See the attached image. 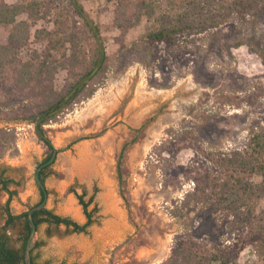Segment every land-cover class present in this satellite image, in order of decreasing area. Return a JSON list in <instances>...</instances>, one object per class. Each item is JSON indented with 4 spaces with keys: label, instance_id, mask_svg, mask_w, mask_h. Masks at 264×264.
I'll return each instance as SVG.
<instances>
[{
    "label": "rangeland",
    "instance_id": "1",
    "mask_svg": "<svg viewBox=\"0 0 264 264\" xmlns=\"http://www.w3.org/2000/svg\"><path fill=\"white\" fill-rule=\"evenodd\" d=\"M232 1L186 0L185 6L199 4L208 26L175 43H150L147 16L120 38L115 1L0 0V58L9 59L0 65V128L16 132L0 156V175L14 181V213L40 200L36 168L49 154L35 123L5 120L39 100L29 92L31 80H17L18 59L36 63L35 51L52 41L49 75L57 93L66 94L106 54L92 75L94 93L78 96L44 125L61 149L47 179L56 191L48 207L83 223L72 190L87 199L95 194L98 222L89 234L44 224L32 236V245L43 242L41 261L264 264V176H247L223 200L208 182L229 177L218 159L247 153L253 136L264 132V0L245 10L230 9ZM11 5L24 9L14 22L1 15ZM80 5L100 31L85 25ZM7 198L0 182V235L17 246L22 226L5 225Z\"/></svg>",
    "mask_w": 264,
    "mask_h": 264
},
{
    "label": "trees",
    "instance_id": "2",
    "mask_svg": "<svg viewBox=\"0 0 264 264\" xmlns=\"http://www.w3.org/2000/svg\"><path fill=\"white\" fill-rule=\"evenodd\" d=\"M111 1H115L116 3L115 26L120 30V38L122 40L126 39L131 29L142 22L144 16H147L151 20V25L145 35L150 43H158L165 40L175 43L177 37L181 34L204 30L208 26L207 21L210 18L208 15L198 12L200 8L196 2L192 3L194 6H185L183 2L186 0H179L180 5H172V3L171 8L163 7L161 0ZM255 2L256 0H233L229 8L232 10L251 9L255 5ZM22 10L24 9L20 6L11 5L10 8L1 11V15L8 22H14V16ZM76 11L83 17L87 27L91 30L100 31L99 26L93 28L90 21L86 19L82 5L77 6ZM211 24L216 26V19H212ZM53 48H55V45L50 41L45 51L42 53L35 51L36 63L24 62L23 59H18L22 66L16 70L19 74L17 80L21 83H27L31 80L32 84H30L29 92L37 95L39 100L31 106L25 105V108L19 111L7 113L5 120H29L35 123L38 133L49 149V154L37 164L36 168V183L40 193V200L33 205H29L28 209L21 213H14L12 210L11 204L17 195V190L10 188V183L14 181L6 177L4 173L0 175L2 187L8 193L4 207L6 213L5 225L22 226L18 235L17 246H13L5 235H0V264H49L48 261L44 262L40 259V247L43 245V242L39 240L32 245L34 232H38L44 224H48L49 226H65L75 232L89 234L91 226L98 222L96 215L100 211V207L95 203L91 208V205L95 202V194L87 199L85 192L78 193L76 190H72L86 216V221L83 223L72 216L59 214L53 208L48 207V198L52 193L56 194V191L48 187L47 179L51 175V168L56 162L57 155L61 149L55 147L44 125L53 120L60 109L63 107L68 108L78 96L84 94L90 97L94 93L95 89L93 88L92 81L97 73L93 74V72L96 67H99L100 70L103 68L106 54L104 51H101L99 57L95 60L94 66L88 68L82 77L71 84L68 92L63 94L57 93L54 89V79L49 75L51 72ZM140 49L146 50L147 47L140 46ZM8 62V57L0 58V65H6ZM92 75L94 76L92 77ZM105 131L106 129H103L97 136L102 135ZM15 141V130L10 127H1L0 156L7 152L8 143ZM126 147L127 145H124L119 158V175L120 160ZM250 148L251 150L247 153L237 152L231 157L224 156L218 159V162L224 168V172L229 176L226 179L219 176L208 179V182L213 187V194L217 195L219 200L225 199L223 192H227L238 184H242L247 176L256 173L264 176V132L256 133L253 136ZM262 226L264 227V225ZM216 259V257L213 258V260Z\"/></svg>",
    "mask_w": 264,
    "mask_h": 264
}]
</instances>
